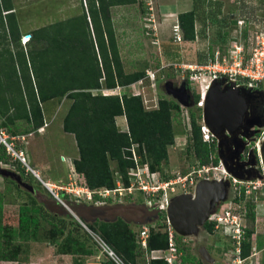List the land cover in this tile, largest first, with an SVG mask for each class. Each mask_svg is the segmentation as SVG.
<instances>
[{
    "label": "rangeland",
    "instance_id": "1",
    "mask_svg": "<svg viewBox=\"0 0 264 264\" xmlns=\"http://www.w3.org/2000/svg\"><path fill=\"white\" fill-rule=\"evenodd\" d=\"M84 1L82 0L83 4ZM13 3L20 27V44L24 50H28L31 41L26 36L30 35L31 31L76 15L72 11L79 7L80 0H13ZM150 7L151 10L148 9L149 7L144 0H137L135 5L127 6L123 15L124 20L129 24L130 33L124 34L121 31L119 38L124 71L131 73L145 70L154 74V79L146 78L142 84L134 88L124 87L123 92L125 91L128 95L136 91L139 92L145 110L155 109L160 97L174 100L181 108L180 113L173 121L174 144L167 148L168 162L162 167L160 174L163 179H172L177 174L181 176L190 174L194 187H187L185 193L192 196L195 193L196 185L202 180L225 181L223 197L215 205L213 214L220 216L229 208L231 210L235 208L236 212L242 215L241 224L243 226H247L244 219V204H236L234 199L238 196L240 186L248 187L247 196L251 197L256 205L255 233L262 236L264 235V187L261 186L252 190L249 183V181L257 182L260 179L257 178L258 175H263L258 152L253 149L256 140L249 136L248 140L253 139V142L245 148L241 146L236 154L231 153L235 145V141H232L234 139H228V150L223 147L224 158H228L226 159L227 164L234 168V172L238 176H241V178L234 177L225 170L223 159L218 152V143L222 135L220 138L213 135L214 137H210L209 141H205L201 131L202 126H204L202 107L199 108L198 105L186 106L185 103H188L195 95L200 96L202 89H206L208 86L207 81L191 82L188 80L187 67L204 66L217 48L226 51L234 42L238 41L243 44L244 41L240 33L243 28L234 29L232 24L234 20L241 17L251 18L250 24L246 25L245 32L252 36L264 34V0H150ZM192 9L196 15V38L192 42H186L183 38L177 42L172 26L178 23V14ZM118 10L121 11V9H116V13L120 12ZM120 15L117 14L118 17ZM150 15L153 16L152 21L155 23L148 21L151 19ZM151 24H154L156 28L154 31L148 29L151 28ZM186 80L190 90L183 91L181 87ZM254 91L258 93L254 98L252 97L253 99L250 98L247 101L248 113L242 118L243 125L250 122L254 123L256 119L258 125L263 124L264 86H260ZM70 103L71 101L67 99L45 103L43 105V109H45L44 121L47 125L31 134L11 136L6 128L1 129L6 137L17 136L19 138V141L13 142L15 150H21L30 168L34 171L37 170L39 179L43 182L49 180L48 183L55 190L58 187L70 188L69 183L75 182L78 186L80 185V179L72 165L73 160L77 157L75 139L73 135L64 133L62 130V120ZM190 110L197 116L202 141L214 144V152L218 157L216 166L212 163L200 165L199 161L186 151L187 141L191 133ZM124 120V118L115 119L116 125L121 131H127V124ZM223 135L228 136V133L224 132ZM241 149L245 152H253V150L256 152V158L255 155H252L250 159L251 162H256L253 166L251 165L254 171L249 169L252 172L251 177L246 176L245 165L240 167L238 164L239 160H247L245 154H241ZM8 156L7 164L0 163V239L12 244L20 243L18 220L21 206H36L40 208V212L37 215L39 224L36 241L21 243L23 253L19 262L0 261V264H77L72 256L58 253V244L63 238L49 242L48 230L53 225L63 228L64 235L71 233L79 240H86V245L94 251L92 256L81 258L79 264H105L108 262V256L103 250L90 238V240L87 239L86 230L82 226V224L93 223L96 216H93L92 219L89 218L92 220L89 221L88 214L85 218H82L83 214L82 216L79 215L80 212L92 213V211L87 212L84 207H96L94 202L76 199L77 196L72 193L73 195L66 198V206L57 208L55 204L59 203L44 189L40 180L18 160L9 154ZM213 158L214 156L211 155L210 160ZM232 160H237V163ZM40 163L44 164L46 171L39 170ZM248 168L250 167L248 166ZM73 188L75 189V187ZM183 193L181 185L178 184L170 197L174 198ZM145 202L144 195L135 192L131 196L124 197L121 202L109 199L106 201V205L146 206ZM72 204L77 206L75 211L71 207ZM76 210H79L78 214ZM96 220L99 219L96 218ZM156 221L157 217L153 216L148 217L143 223L147 226L148 235L150 228L156 231L171 232L167 219L162 220L159 224ZM207 222L213 225L211 232L206 231L203 226L197 227L191 235L182 236L183 239L179 246L188 247L190 253L205 264H238L236 263V249L239 248V245L232 238V225H221L212 219H208ZM128 224L136 234L142 227V224L136 222L130 221ZM161 224L162 227H160ZM200 247L207 249L214 260L213 263H208L201 258L198 252ZM151 256L153 255L144 254V258L139 264H145V261H148ZM164 256L171 258L172 264H179L181 254L176 255L175 252L168 251ZM243 260L240 264H261L262 251L257 250L254 243L251 255Z\"/></svg>",
    "mask_w": 264,
    "mask_h": 264
},
{
    "label": "trees",
    "instance_id": "2",
    "mask_svg": "<svg viewBox=\"0 0 264 264\" xmlns=\"http://www.w3.org/2000/svg\"><path fill=\"white\" fill-rule=\"evenodd\" d=\"M84 2L80 0L79 14L31 31L29 48L24 50L13 0H0V130L6 128L11 136L36 132L46 124L45 103L70 100L62 130L75 139L78 155L72 165L80 184L91 191L112 190L117 179L128 186V171L134 167L132 146H136L141 164L146 163L150 172L162 170L168 162L167 148L174 144L173 121L181 108L174 100L160 97L155 109L145 110L140 94L103 93L130 86L146 76L145 70L124 71L111 15L113 7L135 5L137 0ZM177 18L183 40L194 41L195 11L180 13ZM232 24L234 27L236 20ZM185 88L190 90L188 81ZM198 99V95L193 96L188 105L196 106ZM120 116L125 117L127 131H121L116 125L115 119ZM189 116L191 133L187 153L200 165L212 163L216 166L218 157L214 144L202 141L196 114L190 110ZM211 155L214 156L212 160ZM8 159L5 147L0 144V163L7 164ZM244 191L241 188L234 199L236 204H244L247 223L237 256L247 259L255 243V248L262 251L261 264H264V235L256 234L254 227L256 205ZM39 210L36 206L20 207V243L0 239V261L19 262L23 253L21 243L36 241ZM232 213L239 215L235 208ZM162 220H166L165 212L157 215V224ZM202 226L208 232L213 229L209 222ZM86 227L97 234L123 264H139L144 254L152 252L154 258L144 259L145 264H168L164 256L169 249L166 231L150 228L147 249L142 250L138 234L120 218L111 222L95 220ZM86 237L91 239L88 233ZM47 238L49 242L63 238L58 244V253L72 256L77 264L81 258L94 253L86 240H79L71 233L64 235L63 228L57 225L48 230ZM182 239L174 232L175 253L181 254L179 264H205L193 256L188 247L179 246ZM105 264L114 263L108 260Z\"/></svg>",
    "mask_w": 264,
    "mask_h": 264
},
{
    "label": "built area",
    "instance_id": "3",
    "mask_svg": "<svg viewBox=\"0 0 264 264\" xmlns=\"http://www.w3.org/2000/svg\"><path fill=\"white\" fill-rule=\"evenodd\" d=\"M144 1L147 7H149L148 9L151 10L152 8L150 7V0ZM150 17L151 19H148V21H150V23H155L154 21H152L153 16L150 15ZM250 19L251 18L241 17L236 20V25L234 26V29L243 28V31H240V33L241 37L243 38L244 45L237 41L234 42L232 46H230L226 51L217 48L216 50H214L212 56L209 58L208 62L204 66L194 68L193 66L187 67L188 80H190L191 82H208V86L206 87V89H202V91L200 92V96L198 95L200 100L198 99L196 105H198L199 108L202 107L203 109L204 107L202 106L204 98L203 92L209 90L214 82H220L222 90L231 88L233 90L245 89L254 91L260 86H264V34L252 36L251 34L245 32L246 25L250 24ZM148 29L150 31H154L156 28L154 24H151V28ZM172 29L175 39L177 40V42H180L182 40V37L179 24H174L172 26ZM153 77V73L146 72V76L144 79H141L138 82L130 85V87L134 88L135 86L142 84L146 78L154 79ZM123 89L124 87H116L115 89L110 91L105 90L103 91V93L105 95L121 96L124 93ZM133 94L137 95L139 94V92L136 91ZM46 125L47 124H44V126ZM254 128H256L257 130H255ZM201 131L205 141H209L210 137H214L213 134L210 132L209 128L205 125V123L204 126H202ZM249 136L254 137V140H256L255 148L253 147V149L257 150L259 157L261 145L264 140V125L261 127L253 126L251 128H248L247 125H243L234 136H228L229 138L225 140L226 144L223 147L225 149L228 148V139H234L232 141H235V145L232 148L233 151L231 153L236 154L240 150L239 148L241 146L245 148L250 145L251 142H253V139L251 141L248 140ZM14 141H19V138L17 136L8 138L0 130V144L5 147L7 154L11 155L14 159L18 160L24 167L30 170V172H32L39 179L37 172L31 169L28 165L27 160L23 155V152L21 150H15V146L13 143ZM130 151L131 159L134 162V167L128 171V186L123 185V183L119 179H117L115 188L112 190L100 189L97 191H91L86 188V186H84L83 184H80L78 186L75 182L69 183L70 188L62 189L58 187V189L55 190L53 187H51V184H49L48 182H43L41 179L39 180L44 185V188L50 193L52 198L63 207L66 206L67 202L66 199L63 198V196H71L73 195L72 193H75V195L77 196L75 197L76 199H81L85 202H94L95 206H104L106 205V201H108L109 199L121 202L124 197L131 196L133 195V193L137 192L141 195H144L146 200L145 203L148 208H155L159 210V212H166L172 199L170 196L175 192L176 185H181L184 191L183 194H186L185 192L187 187H192L194 185L193 179L190 174L186 176H181L180 174H177L172 179H163L160 174V171L150 172L146 163L141 164V159L140 156L137 154L136 146H132ZM240 152L243 155L245 154V157L247 159L246 161H244L245 159L239 160L240 163L247 162L251 159L252 155L256 154L254 150L253 152H245L241 149ZM233 162L237 163V160ZM245 167V169H248V166ZM262 177L258 179L257 182L249 181L251 185L250 188L252 190H255L257 187H264V172ZM73 187H75L76 191H74L75 189ZM241 188H244L245 195L247 196L249 193L248 187L240 186V189ZM241 218V214H233L231 208H229L225 212H222L220 216L218 214L210 215L209 220L212 219L214 222L216 221L218 222V224L221 225L231 224L233 232L232 238L235 239L234 241L237 243V245H239L240 240L242 239L244 229V226L241 224ZM82 226L90 235L92 241L97 244L108 256V259L110 261H112L114 264H123L121 259L113 252L111 248H109L103 242V240L97 234L90 231L85 224H82ZM170 229L171 232L168 233L166 231L169 239L168 251L174 253V230L171 225ZM147 231L148 230L146 225H142L141 229L138 231V244L142 250L147 249V239L149 236ZM238 252L239 248L237 247L236 253L238 254ZM156 254L159 256L160 252H157ZM152 257L154 258V256ZM236 257V263L240 264L244 261L238 256ZM165 259L168 264H172L171 258L165 257Z\"/></svg>",
    "mask_w": 264,
    "mask_h": 264
},
{
    "label": "water",
    "instance_id": "4",
    "mask_svg": "<svg viewBox=\"0 0 264 264\" xmlns=\"http://www.w3.org/2000/svg\"><path fill=\"white\" fill-rule=\"evenodd\" d=\"M181 89L186 91L185 84L182 85ZM248 92H250V90H232L231 88H227L225 91L221 89L220 82H214L208 91L204 107L202 109L203 121L209 128L210 132L214 136H219V138L222 135L218 143V152L223 159L225 170L236 178H241V176H238L237 173L234 172V168L231 166L229 167L227 164L226 159L228 158H224L223 146L226 144L225 140L227 137L234 136L243 126L242 118L247 110V103L244 96L248 94ZM185 105L187 106L188 103H185ZM230 125L233 127H229ZM246 125L248 128H251L253 126L261 127L264 124L258 125L250 122ZM217 128L219 130H217ZM224 132H227L228 136L223 135ZM259 158L262 166L261 169L264 172V140L261 145ZM255 163V161L251 162V160L242 163L238 162L240 167L241 165L250 166V168L245 170V172H247V177H251L250 174L252 172L250 170L254 171L252 166ZM261 177L262 175H258L257 178ZM225 185L226 182L222 180H202L196 185L193 196L182 194L172 198L165 214L167 221L172 226L175 233L179 236L191 235L195 232L197 227H200L207 222L210 215L213 214L215 205L219 203L223 197ZM55 205L57 208H64L59 204ZM71 207L73 210L77 208V206L73 204ZM84 209L87 210V212L92 211V213H79V210H76V213H79L80 216L83 214L82 218L87 217L86 214H88V220L89 218L92 219L93 216H96L94 220L98 218L101 221L108 222L120 218L127 223L131 221L142 225H145L143 223H145L148 217H157L160 213L159 210L155 208H148L145 205H104L96 207L89 206V208L84 207ZM198 252L204 261L208 263L214 262L205 247H200Z\"/></svg>",
    "mask_w": 264,
    "mask_h": 264
},
{
    "label": "crops",
    "instance_id": "5",
    "mask_svg": "<svg viewBox=\"0 0 264 264\" xmlns=\"http://www.w3.org/2000/svg\"><path fill=\"white\" fill-rule=\"evenodd\" d=\"M64 6V5H63ZM67 7V6H66ZM127 6H118V7H113L111 9V15H112V22H113V27H114V30H115V34H116V40H117V44H118V48H119V54H120V57H121V60H122V56H121V53H120V38H119V32L122 31V33L124 32V34H129L130 33V29H129V24L127 21L124 20V13H125V9H126ZM116 9H121L118 10L120 12H117L116 13ZM123 10V11H122ZM193 10V9H192ZM72 12H74V14H79L80 13V4H79V7L75 10H73ZM124 12V13H123ZM117 14H121L119 17L117 16ZM26 38H30V35L26 36ZM117 118H124V116H120V117H117ZM116 118V119H117ZM126 121V120H124ZM124 123V122H122ZM127 130V129H126ZM124 131V130H123ZM78 155V154H77ZM77 158V157H76ZM39 170H42V171H46V167L44 166V164L40 163L39 164ZM34 170V169H33ZM37 172V170H35ZM49 181V180H48ZM47 181V182H48ZM30 189H32L30 187ZM45 189V188H44ZM46 190V189H45ZM37 192V191H36ZM2 262V261H1Z\"/></svg>",
    "mask_w": 264,
    "mask_h": 264
},
{
    "label": "flooded vegetation",
    "instance_id": "6",
    "mask_svg": "<svg viewBox=\"0 0 264 264\" xmlns=\"http://www.w3.org/2000/svg\"><path fill=\"white\" fill-rule=\"evenodd\" d=\"M225 91L227 90V89H224ZM256 93H258L257 91H250V92H248V94H246L245 96H244V98H245V100H246V103H247V101L251 98V99H253L257 94ZM253 97V98H252ZM264 104H262V106H263ZM250 109L252 110V107L250 106ZM262 109V108H261ZM251 110H250V112H251ZM248 105H247V110H246V113L244 114V115H246L248 112ZM256 119V118H255ZM263 120L264 119H262V122H263ZM255 124H258V121H257V119L255 120V122H254ZM227 150L229 149V148H226Z\"/></svg>",
    "mask_w": 264,
    "mask_h": 264
},
{
    "label": "bare ground",
    "instance_id": "7",
    "mask_svg": "<svg viewBox=\"0 0 264 264\" xmlns=\"http://www.w3.org/2000/svg\"><path fill=\"white\" fill-rule=\"evenodd\" d=\"M232 90H233V89H232ZM208 91H209V90L203 92V97H204V98H203L202 106H204V101L206 100V97H207ZM229 127H233V126L230 125ZM217 130H219V129L217 128Z\"/></svg>",
    "mask_w": 264,
    "mask_h": 264
}]
</instances>
